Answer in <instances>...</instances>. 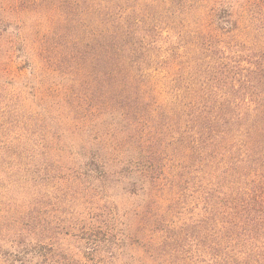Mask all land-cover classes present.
I'll use <instances>...</instances> for the list:
<instances>
[{"label":"trees","instance_id":"trees-1","mask_svg":"<svg viewBox=\"0 0 264 264\" xmlns=\"http://www.w3.org/2000/svg\"><path fill=\"white\" fill-rule=\"evenodd\" d=\"M49 1L26 80L0 32V264H264V0Z\"/></svg>","mask_w":264,"mask_h":264},{"label":"rangeland","instance_id":"rangeland-1","mask_svg":"<svg viewBox=\"0 0 264 264\" xmlns=\"http://www.w3.org/2000/svg\"><path fill=\"white\" fill-rule=\"evenodd\" d=\"M49 0H0V32L5 26L2 48L6 49L7 38L12 37L16 41L14 57L5 61L9 75L18 80H26L29 71H32L35 63L33 49L36 41L44 40V32L48 25ZM239 21L236 35L227 38L232 51H238L240 56L253 62V47H261L253 34V7ZM195 18V17H194ZM193 18V19H194ZM25 39L26 47L23 50L19 38ZM227 42V43H228ZM7 62V63H6Z\"/></svg>","mask_w":264,"mask_h":264}]
</instances>
